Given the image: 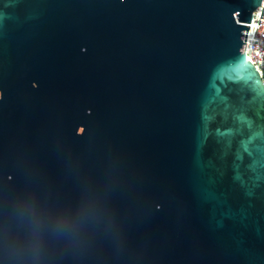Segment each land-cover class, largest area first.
I'll return each mask as SVG.
<instances>
[{"label":"water","instance_id":"obj_1","mask_svg":"<svg viewBox=\"0 0 264 264\" xmlns=\"http://www.w3.org/2000/svg\"><path fill=\"white\" fill-rule=\"evenodd\" d=\"M262 2L0 0V264H264Z\"/></svg>","mask_w":264,"mask_h":264},{"label":"built area","instance_id":"obj_2","mask_svg":"<svg viewBox=\"0 0 264 264\" xmlns=\"http://www.w3.org/2000/svg\"><path fill=\"white\" fill-rule=\"evenodd\" d=\"M264 0L253 15L247 33L246 58L257 69L264 83ZM263 18V19H262ZM260 23V25H259Z\"/></svg>","mask_w":264,"mask_h":264},{"label":"snow or ice","instance_id":"obj_3","mask_svg":"<svg viewBox=\"0 0 264 264\" xmlns=\"http://www.w3.org/2000/svg\"><path fill=\"white\" fill-rule=\"evenodd\" d=\"M254 71V70H253Z\"/></svg>","mask_w":264,"mask_h":264}]
</instances>
